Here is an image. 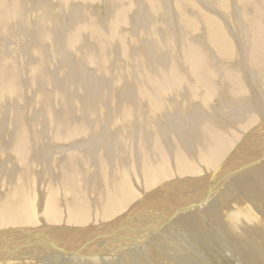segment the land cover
Instances as JSON below:
<instances>
[{
	"label": "bare ground",
	"instance_id": "bare-ground-1",
	"mask_svg": "<svg viewBox=\"0 0 264 264\" xmlns=\"http://www.w3.org/2000/svg\"><path fill=\"white\" fill-rule=\"evenodd\" d=\"M261 162L264 0H0V264L150 261L159 237L181 264L179 229L264 201Z\"/></svg>",
	"mask_w": 264,
	"mask_h": 264
},
{
	"label": "rangeland",
	"instance_id": "rangeland-1",
	"mask_svg": "<svg viewBox=\"0 0 264 264\" xmlns=\"http://www.w3.org/2000/svg\"><path fill=\"white\" fill-rule=\"evenodd\" d=\"M204 12L208 13L210 15L212 14V12H209L207 10H204ZM236 45H237V43H236ZM236 45H235V47H237V53H238V46H236ZM257 155L260 156L261 155L260 152H258ZM28 161H29V163H27V164L30 166V169L36 170L37 166L40 164V162H37V159L35 157L32 159H28ZM261 163H264V162H261ZM248 166L243 167V169L248 168ZM43 169L46 170L45 168H43ZM240 169H242V168L240 167V168H237L236 170H240ZM208 184H210V183H208ZM263 188H264V185H263ZM262 195L264 198V190L262 192ZM242 201H241L242 204L240 203L239 205H235L233 207L234 210H236V212L238 213V215H241L240 218L243 221H245V223H246L245 225H242L241 228H239L238 226L236 229L235 228L232 229L229 227L230 222L234 220L233 212H231L233 209L232 208L225 213L224 228H221L220 221H217V222L213 221L212 218L206 216V217L200 219V223H201L200 229L202 228L200 233H202V234H200L199 231L190 232V231H186V230L184 231L182 229H179L178 233H179L180 237L190 240V242L188 244L185 243L182 245L181 253L180 252L177 253L179 256H181V259H184V260L180 261L181 264H255L256 263L255 258H252V257L249 258L248 254H245L246 251H244V250L250 249V247H252V246L254 247L255 245L258 244V245H260L262 251L264 252V246L261 243L262 239H263L261 237H262V234H264V220H263L264 215H263V211H261V207H262V205L264 206V201H262L263 202V204H262L261 197L252 203H249L252 200L246 202V199H242ZM236 202H238V201H236ZM201 204L202 203L200 202V203H197L196 205H194L192 207H198L199 208L201 206ZM237 206H239V207H237ZM188 210H189L188 208L184 209L182 212L178 213V215L169 218V220L172 218H175V217L177 218L180 214H184V212L188 211ZM249 213L251 214V216L249 218H247V214H249ZM163 222H164L163 220H160L159 225H162ZM253 225L255 227H253ZM163 226L164 225L157 226L153 230L152 234H154V237H157L160 235V232L162 231L161 228ZM87 227L89 229V224L87 225ZM23 228L20 227L19 229H23ZM72 230L75 231L76 228H73ZM68 233H71V229L68 231ZM20 234L21 235L18 236L19 239H23V237L26 236L24 233H20ZM27 234H30V233H27ZM53 234L54 235L45 236L44 238L57 240L60 237V234H57L56 231ZM152 234H149L148 236H144V237H142V239L144 240L146 237L152 236ZM203 235H206L207 238H205ZM32 236H33V234H32ZM160 238L161 237L152 238L153 239L152 244L159 249V251L163 254V256L165 258H160L157 255H154L150 261H147L146 259H143L140 256H137V258H135V260H125L124 264H139L140 262H141L140 264H143L142 262H145L144 264H177L175 258L170 256V254H169L170 247L163 246L161 244ZM228 241H229V243H228ZM23 242L34 244L33 241H23ZM233 242H234V244H233ZM254 242H255V245L253 244ZM140 244H141V242L135 246V249L137 247H139ZM238 244H240L241 246ZM129 246H130V244L126 243L125 245H123L121 250L120 249L116 250V251H118L117 254H119V256H121L122 253H124L125 251H128ZM89 248L90 247H88V249ZM52 249L53 248H51V250ZM45 250L50 251L49 248H45ZM88 252L91 253V252H94V250L90 249ZM95 253L96 252H94V254ZM45 255L52 256L53 254L52 253H46ZM74 256L83 257L79 254L73 255L72 257H74ZM89 256H92V255H89ZM97 256L101 257V255H97ZM105 256H108V255H105ZM105 256H103V257H105ZM72 257H70V258H72ZM92 257H94V256H92ZM263 259H264V257H263ZM43 260H45V259L43 258ZM43 260H40V261H43ZM21 261L22 260H19V259L11 260L7 264H9V263L10 264H21ZM24 261L25 262L29 261V262H34V263L40 262V261L32 260L29 258H25L23 260V262Z\"/></svg>",
	"mask_w": 264,
	"mask_h": 264
}]
</instances>
